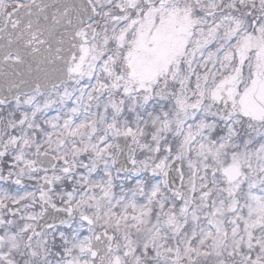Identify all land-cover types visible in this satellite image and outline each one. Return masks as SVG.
<instances>
[{
    "label": "snow or ice",
    "instance_id": "obj_1",
    "mask_svg": "<svg viewBox=\"0 0 264 264\" xmlns=\"http://www.w3.org/2000/svg\"><path fill=\"white\" fill-rule=\"evenodd\" d=\"M0 264H264V0H0Z\"/></svg>",
    "mask_w": 264,
    "mask_h": 264
}]
</instances>
